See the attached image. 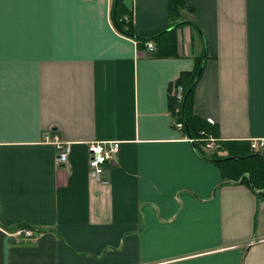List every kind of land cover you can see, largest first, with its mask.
Masks as SVG:
<instances>
[{
    "label": "crops",
    "instance_id": "0c3cea01",
    "mask_svg": "<svg viewBox=\"0 0 264 264\" xmlns=\"http://www.w3.org/2000/svg\"><path fill=\"white\" fill-rule=\"evenodd\" d=\"M168 2L120 0L141 36L169 27ZM183 2L159 56L115 28L113 0H0V264H264V200L170 104L201 64L209 137L264 142V0ZM105 140L120 149L99 183L88 144Z\"/></svg>",
    "mask_w": 264,
    "mask_h": 264
},
{
    "label": "trees",
    "instance_id": "16d2710c",
    "mask_svg": "<svg viewBox=\"0 0 264 264\" xmlns=\"http://www.w3.org/2000/svg\"><path fill=\"white\" fill-rule=\"evenodd\" d=\"M184 7L185 4L183 0H169V27L157 33L156 35L151 36H141L134 33L131 17L127 16L129 17L128 20L124 19L123 17L124 10L121 7L120 0H113L111 17L113 25L120 33L131 36L139 43H143L144 45L145 42L154 40L157 49L155 52L156 55H175L177 49L175 28L183 24V22L180 20V11ZM200 65H197L195 71L187 78L186 81L184 77L179 80L180 84H183L184 87L183 89L186 96L185 101L177 103L173 96L170 98L173 115L180 122H183V126L186 127L189 136L200 140L195 142V144L199 146H197L199 150H201V144L205 146L206 138L209 137V135L217 137L214 127H208L209 124L207 123L206 119L203 121L197 114H194L193 112L192 97L193 88L196 82H194V80L197 79L201 73V71H199ZM255 153H258L259 155H254ZM204 155L207 159L221 166L227 181H239L240 183H246L256 193L259 201L264 200V150L257 152L253 151L251 149L250 143L247 142H220L216 140L213 148L206 150L203 156ZM251 159H255L258 162H255V164L252 165L254 167L255 174L250 176L246 175L247 173L244 171L246 166H244V162L241 161Z\"/></svg>",
    "mask_w": 264,
    "mask_h": 264
},
{
    "label": "built area",
    "instance_id": "2783aa9c",
    "mask_svg": "<svg viewBox=\"0 0 264 264\" xmlns=\"http://www.w3.org/2000/svg\"><path fill=\"white\" fill-rule=\"evenodd\" d=\"M124 19L128 20L129 17H124ZM145 47L148 51H153L154 46L150 41L145 42ZM172 96L174 97L177 103H181L184 101L185 93L182 86H177L175 90L172 92ZM207 122L213 123L212 118H206ZM177 127L182 128V122L176 124ZM45 140L51 142L55 145L57 150L56 155V163L57 165H63L67 163L69 154L71 151L70 142H64L57 137L52 139L46 134L44 135ZM191 141H194L192 138H189ZM216 140L208 137L206 138L205 147L209 150L213 148ZM264 142L253 141L250 143L252 150L260 149L264 144ZM120 149V142L117 140H105V141H92L88 144V165L90 169L91 177L99 182V183H107L108 179L104 177L106 172V167L110 164H114L117 161L118 154ZM20 233V232H19ZM26 236H30V231H25Z\"/></svg>",
    "mask_w": 264,
    "mask_h": 264
},
{
    "label": "rangeland",
    "instance_id": "374dc122",
    "mask_svg": "<svg viewBox=\"0 0 264 264\" xmlns=\"http://www.w3.org/2000/svg\"><path fill=\"white\" fill-rule=\"evenodd\" d=\"M241 162H244V166H246V169L244 170L245 173H247L246 175H254V167L252 166L253 164H255V162H258L255 159H251V160H242Z\"/></svg>",
    "mask_w": 264,
    "mask_h": 264
},
{
    "label": "water",
    "instance_id": "95a60500",
    "mask_svg": "<svg viewBox=\"0 0 264 264\" xmlns=\"http://www.w3.org/2000/svg\"><path fill=\"white\" fill-rule=\"evenodd\" d=\"M201 68H202V65L200 66V70L199 71H201ZM199 73V72H198ZM196 81V79L194 80V82ZM185 98H186V96H185ZM185 98H184V101H185ZM183 101V102H184ZM254 155H259L258 153H255ZM202 156V155H201ZM227 158H229V157H227ZM227 158H225V159H227ZM252 188H253V186H252Z\"/></svg>",
    "mask_w": 264,
    "mask_h": 264
}]
</instances>
